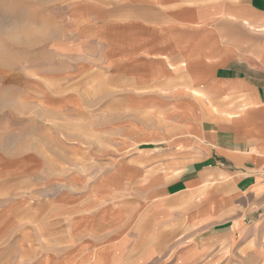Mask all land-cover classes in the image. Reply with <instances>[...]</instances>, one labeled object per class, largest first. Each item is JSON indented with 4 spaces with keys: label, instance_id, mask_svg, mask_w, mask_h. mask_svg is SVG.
Returning <instances> with one entry per match:
<instances>
[{
    "label": "rangeland",
    "instance_id": "374dc122",
    "mask_svg": "<svg viewBox=\"0 0 264 264\" xmlns=\"http://www.w3.org/2000/svg\"><path fill=\"white\" fill-rule=\"evenodd\" d=\"M148 6L0 0V264H182L136 185L167 124L124 50ZM191 264H264V215Z\"/></svg>",
    "mask_w": 264,
    "mask_h": 264
},
{
    "label": "crops",
    "instance_id": "0c3cea01",
    "mask_svg": "<svg viewBox=\"0 0 264 264\" xmlns=\"http://www.w3.org/2000/svg\"><path fill=\"white\" fill-rule=\"evenodd\" d=\"M133 1L155 17L124 49L132 79L167 95L157 104L167 124L140 138L152 163L137 167L136 185L173 244L147 252L191 264L264 215V0Z\"/></svg>",
    "mask_w": 264,
    "mask_h": 264
},
{
    "label": "built area",
    "instance_id": "2783aa9c",
    "mask_svg": "<svg viewBox=\"0 0 264 264\" xmlns=\"http://www.w3.org/2000/svg\"><path fill=\"white\" fill-rule=\"evenodd\" d=\"M261 169H262V171L264 172V164L262 165Z\"/></svg>",
    "mask_w": 264,
    "mask_h": 264
}]
</instances>
